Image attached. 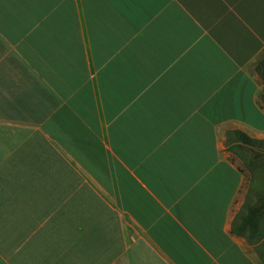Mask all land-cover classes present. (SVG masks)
<instances>
[{"label": "crops", "instance_id": "1", "mask_svg": "<svg viewBox=\"0 0 264 264\" xmlns=\"http://www.w3.org/2000/svg\"><path fill=\"white\" fill-rule=\"evenodd\" d=\"M264 0H0V264H264Z\"/></svg>", "mask_w": 264, "mask_h": 264}, {"label": "rangeland", "instance_id": "2", "mask_svg": "<svg viewBox=\"0 0 264 264\" xmlns=\"http://www.w3.org/2000/svg\"><path fill=\"white\" fill-rule=\"evenodd\" d=\"M264 92V88L262 90ZM233 139L227 141L226 147L227 152L239 159L242 167L246 170H250V178L264 179V147H259L256 145L250 146L249 152L243 151L245 146H232L231 143Z\"/></svg>", "mask_w": 264, "mask_h": 264}, {"label": "trees", "instance_id": "3", "mask_svg": "<svg viewBox=\"0 0 264 264\" xmlns=\"http://www.w3.org/2000/svg\"><path fill=\"white\" fill-rule=\"evenodd\" d=\"M255 72L257 73L261 82L264 84V58L258 61L257 65L255 66ZM259 100L261 104L264 106V93L260 95ZM236 135L240 136L244 142L250 145L264 147V141L261 142V141L251 140V139L244 137L242 134H239V133H236Z\"/></svg>", "mask_w": 264, "mask_h": 264}]
</instances>
